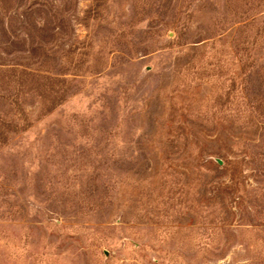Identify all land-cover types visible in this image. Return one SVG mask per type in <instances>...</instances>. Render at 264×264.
Segmentation results:
<instances>
[{
	"label": "rangeland",
	"instance_id": "1",
	"mask_svg": "<svg viewBox=\"0 0 264 264\" xmlns=\"http://www.w3.org/2000/svg\"><path fill=\"white\" fill-rule=\"evenodd\" d=\"M0 264H264V0H0Z\"/></svg>",
	"mask_w": 264,
	"mask_h": 264
}]
</instances>
